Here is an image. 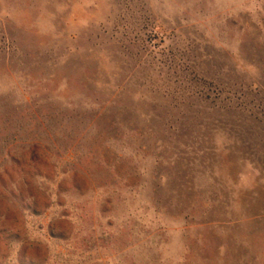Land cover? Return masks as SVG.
Instances as JSON below:
<instances>
[{
    "label": "rangeland",
    "instance_id": "374dc122",
    "mask_svg": "<svg viewBox=\"0 0 264 264\" xmlns=\"http://www.w3.org/2000/svg\"><path fill=\"white\" fill-rule=\"evenodd\" d=\"M0 264H264V0H0Z\"/></svg>",
    "mask_w": 264,
    "mask_h": 264
}]
</instances>
